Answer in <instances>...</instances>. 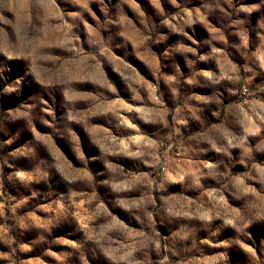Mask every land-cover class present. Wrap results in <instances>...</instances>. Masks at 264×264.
I'll return each instance as SVG.
<instances>
[{"label":"rangeland","instance_id":"374dc122","mask_svg":"<svg viewBox=\"0 0 264 264\" xmlns=\"http://www.w3.org/2000/svg\"><path fill=\"white\" fill-rule=\"evenodd\" d=\"M0 264H264V0H0Z\"/></svg>","mask_w":264,"mask_h":264}]
</instances>
